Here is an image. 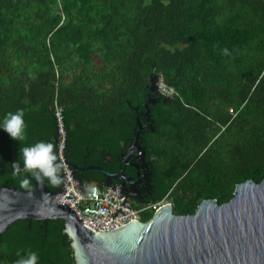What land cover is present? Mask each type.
<instances>
[{
    "label": "trees",
    "instance_id": "obj_1",
    "mask_svg": "<svg viewBox=\"0 0 264 264\" xmlns=\"http://www.w3.org/2000/svg\"><path fill=\"white\" fill-rule=\"evenodd\" d=\"M152 73L173 95L138 117L153 172L148 205L166 197L175 215H192L201 201L226 203L235 185L264 179V0H0V119L23 108L27 124L23 140L0 129V187L34 188L12 161L38 140L56 152L55 105L67 161L114 171ZM75 177L105 181L92 170ZM62 183L43 181L54 192ZM63 229L62 220L15 221L0 236V264L29 251L38 264H75Z\"/></svg>",
    "mask_w": 264,
    "mask_h": 264
},
{
    "label": "water",
    "instance_id": "obj_2",
    "mask_svg": "<svg viewBox=\"0 0 264 264\" xmlns=\"http://www.w3.org/2000/svg\"><path fill=\"white\" fill-rule=\"evenodd\" d=\"M160 81V74L149 76L145 88L148 95L143 103L145 112L137 114L138 130L128 150H142L138 143L141 132L138 117H145L147 105L154 104L151 97L159 92ZM128 106L131 107L130 103ZM132 109L137 111V108ZM58 114L64 131L60 153L73 189L83 195L90 193L89 186L85 189L75 174L92 170L105 179L102 186L97 185L98 189L107 186L112 191L117 188V196L123 194L118 185L110 184L112 179L121 178L120 174H111L99 166L82 167L67 161L62 108ZM59 127L56 153L63 182L60 191H51L35 177L33 189L0 187V236L17 220H62V233L70 241L75 264H264V179L258 184L247 180L235 185L233 197L226 203L219 205L213 199L203 200L192 215H175L171 204L164 203L147 222L131 221L107 233H93L83 228V221L78 219L71 206L55 201L67 191L64 184L70 188L63 162L58 157ZM149 130L153 131V128ZM119 206L128 209L124 200Z\"/></svg>",
    "mask_w": 264,
    "mask_h": 264
},
{
    "label": "built area",
    "instance_id": "obj_3",
    "mask_svg": "<svg viewBox=\"0 0 264 264\" xmlns=\"http://www.w3.org/2000/svg\"><path fill=\"white\" fill-rule=\"evenodd\" d=\"M159 93L163 96L170 97L173 95V90L167 88L162 81L158 84ZM61 107L55 105L54 116L57 118L59 130H60V144L58 148V157L60 162H63L61 156V147L63 142L62 126L60 124L58 110ZM64 169L65 175L69 182L70 188L65 184L63 185L67 191L60 198V200H55L56 202H65L74 210L78 219L83 221L82 226L85 229L90 230L93 233H107L116 230L131 221H140V214L147 210H156L161 203H156L152 205H147L141 209H136L132 206L124 194L117 196V188L112 191L107 186H103L98 189L96 184L89 185L90 193L81 194L77 189H73L72 182L69 178L68 172L65 167V163H61ZM126 203L128 209L119 206L120 203Z\"/></svg>",
    "mask_w": 264,
    "mask_h": 264
},
{
    "label": "clouds",
    "instance_id": "obj_4",
    "mask_svg": "<svg viewBox=\"0 0 264 264\" xmlns=\"http://www.w3.org/2000/svg\"><path fill=\"white\" fill-rule=\"evenodd\" d=\"M26 128L23 108L8 111L0 119V129L6 132L11 139L23 140L26 136ZM54 149L55 145L48 140H38L32 144L22 145L20 158L12 161L13 172L21 176L22 185H28L31 177H35L41 182L44 181V178H48L52 184L60 182L61 165ZM27 173H30V176L26 175ZM18 256L15 264H38L40 259L35 251H29L26 255H19L18 253Z\"/></svg>",
    "mask_w": 264,
    "mask_h": 264
},
{
    "label": "flooded vegetation",
    "instance_id": "obj_5",
    "mask_svg": "<svg viewBox=\"0 0 264 264\" xmlns=\"http://www.w3.org/2000/svg\"><path fill=\"white\" fill-rule=\"evenodd\" d=\"M161 96L159 92H155L151 99L155 103ZM147 116L148 113L145 117ZM128 146L119 155L117 161L113 163L114 171L109 172L114 175L120 174L121 178L112 179L110 184L118 185L132 205L145 207L153 198V172L149 162L146 160L145 150L142 147V150H128ZM94 182V180H90L84 185L89 186L94 184ZM165 200L166 197L160 202L161 205L165 203Z\"/></svg>",
    "mask_w": 264,
    "mask_h": 264
}]
</instances>
